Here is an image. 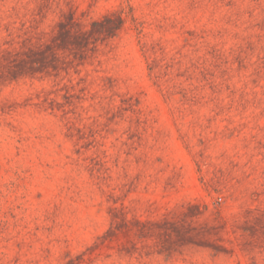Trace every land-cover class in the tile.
<instances>
[{"label":"rangeland","instance_id":"374dc122","mask_svg":"<svg viewBox=\"0 0 264 264\" xmlns=\"http://www.w3.org/2000/svg\"><path fill=\"white\" fill-rule=\"evenodd\" d=\"M0 264H264V0H0Z\"/></svg>","mask_w":264,"mask_h":264},{"label":"trees","instance_id":"16d2710c","mask_svg":"<svg viewBox=\"0 0 264 264\" xmlns=\"http://www.w3.org/2000/svg\"><path fill=\"white\" fill-rule=\"evenodd\" d=\"M110 19L111 18L109 15L105 16L104 19L93 21L90 29H85L80 25V23H78V21L72 18L67 23H61L63 25V29L60 32V36L64 37V39H70L74 37L77 39H81L84 41L83 43H81V48L88 49L92 46V44H95L98 40L106 36L114 35L115 32L121 27L123 22V19L121 17H119L118 21H116L115 23L107 25ZM36 53L37 52L35 50L31 49L30 54L28 53V59H22V61L20 62V64L31 62L30 71L26 73L35 74V72H37L36 70H38V67L34 65V63L37 62V59L33 57V55ZM47 72H49L48 69Z\"/></svg>","mask_w":264,"mask_h":264}]
</instances>
